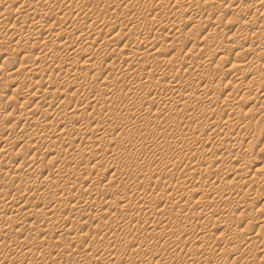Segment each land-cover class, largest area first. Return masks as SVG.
<instances>
[{
    "label": "rangeland",
    "instance_id": "rangeland-1",
    "mask_svg": "<svg viewBox=\"0 0 264 264\" xmlns=\"http://www.w3.org/2000/svg\"><path fill=\"white\" fill-rule=\"evenodd\" d=\"M16 1L7 6L0 4V6L2 5L0 9L6 11V14L0 17V26L5 25L9 28L19 23L20 17L16 14V10L20 6L25 9L30 1L64 4L66 11L68 10L71 15V22L72 20L76 21L79 17L91 18L92 21L83 31L87 34L98 29L102 19L118 20L125 25L122 29H102V35L107 39L119 34L121 40H118L119 42L112 41L113 45L119 46V50L98 49L96 59L91 61V63L99 62L95 69L97 75L102 78L109 77L111 84L108 89H96L90 86L91 75L85 70L86 53L83 51L79 61L71 66V71L62 77L52 76L50 71L43 75L41 73L29 75L33 77L32 84L37 85L35 91L40 96L38 100H31L30 109L40 100L47 102L52 99L59 101L66 98L62 93L65 90L59 86L61 83H71L75 77V71L81 72L79 81L83 82L84 87H88V91L93 90L98 93L101 98V100L89 102L82 92L74 94L69 91L67 97L69 105L80 108L88 105L86 113L88 116L105 111L104 99H107L106 102L112 105L113 115L117 112H133L139 97L143 100L146 97H153L158 103L146 108L143 111L146 114L131 124L113 121V115H111L112 120L109 123L111 128L108 129V135L99 136L102 137L100 143H86L81 140L82 131L73 135L75 143L73 142L70 146L66 143L68 140L62 142L63 136L56 134L52 137V131H45L43 137L36 140L37 142L35 141L33 150L21 141L14 142L13 145L11 143L12 149L2 151L3 155L0 154V178L4 176H7V179L8 177L12 178L27 169L24 177L18 180L22 183L17 181L15 187L7 188V192L0 186L4 197L6 195L8 201H12L13 197L14 201L22 200L19 198L22 193H25V189L22 190V188L27 182L29 183L27 180L30 179V181L34 180L35 187L33 189L31 187V190L27 191H32V194L38 189L37 192L40 193L39 197L42 202L45 200L53 202L57 200V197L52 185L36 187L40 185L41 177L48 176L53 181L64 179L67 174L65 167L75 164L71 158L74 153H84L85 158L90 159L97 154L101 143L104 144L109 138L119 135L123 128L128 129L132 147H142L145 155L141 158H130L131 146L113 144L111 149L115 148V152L124 158L123 162L117 164V160L109 159V163H107L108 159L105 158L103 168L101 166V169L108 170V177L112 176L110 181H113L115 185H119L121 188H130V190L134 188L135 192L126 206H121L122 193H116L104 208L93 211L97 216L93 215L95 217L90 216L89 218L81 216L83 219L80 222L83 225L80 224L79 229H73L74 231L64 229L60 232L58 230L65 225L64 221L74 217L77 210H73V216H70L69 209L60 207L56 210L47 209L50 212L46 213H42L41 207L28 214L24 210V213L17 216L18 218L14 216L12 218L9 214L6 218L0 215V220L4 221L2 223H7L8 226L10 223L15 224V227L13 226L7 232L0 234V251L6 246L9 247L11 243L22 245L26 241L34 242V249L40 252V255L38 257L37 255L31 256L27 251L13 253L11 256L14 258L13 260H16V264H204L198 258L190 260L191 253H196L197 257L201 256L205 251H209L215 242L220 241L222 232H228L231 241L229 240L230 242L223 245L224 250L230 253L226 257L228 260L214 254L212 256L214 262L217 264H264V203L255 205L253 200L246 197L245 194L246 189L251 186L254 189L261 188L263 190L264 178L259 183L251 182L255 169L243 168L236 171V166L230 160L225 161L221 168H216L209 157L210 152L213 151L230 157L246 153L251 162L259 163L258 172L262 171L261 173L264 174V72L249 87L247 80L244 82L240 79V71L237 69V67L244 70L251 68V61L258 55L264 54V0ZM222 1L225 2L223 8L214 12L207 10L211 3ZM251 3H256L260 9L256 14L249 13L247 10ZM191 10H194V14L188 16L187 13H190ZM47 14L48 12L43 11V16ZM200 18L201 23L197 21ZM37 20H40V17ZM51 22L57 25V30L53 31L55 34L64 29L68 30L70 26V23H64L56 14H51ZM161 23L165 26L164 29L158 28ZM132 25L137 26V32L130 31L129 27ZM36 26V29L25 28L24 30L29 33L44 31V28L39 24ZM72 28L75 30L74 27ZM74 30V38L68 41L70 49L75 48L76 42L74 43V41L79 35L77 32H81V30ZM138 33L146 34L150 37L149 39L157 38V43L151 50L152 54L145 58H142L145 41L139 39ZM54 38L53 35L40 38L36 40V44L33 43V39L29 41L25 39L19 43L17 49L38 53L37 51L41 52L52 44L51 48L54 53L60 55L64 49L60 42L64 38L52 43L51 40ZM2 51L8 59L6 64H0V70L1 67L16 70L18 62L10 56L11 50L2 48ZM219 51L227 53L218 59ZM35 52L33 54H36ZM213 53H216L214 62L207 59V55ZM58 63L55 61L47 65L55 67ZM22 73L18 72L17 75L22 77ZM208 76L211 77V80ZM205 80L208 81L205 82ZM5 81H3L0 92L4 90L12 96L0 97L1 106L7 107L5 113L0 114V119L2 118L0 122L3 121L2 123L7 124L8 127H14L16 130L21 127L31 128L30 121L15 120V115L22 110L23 99L20 95L22 89H15L11 85L9 77ZM39 81L42 82L38 83ZM26 83L25 87L27 88L31 82L27 81ZM50 85H53L54 92L46 94L45 90ZM173 87L178 89L176 98L170 93ZM190 98H193V102L186 104V100ZM170 103H176L178 107L171 111L168 109ZM53 105L52 103L50 107ZM45 112L37 111L30 115L39 117L43 116ZM49 112L58 114L61 113V110L55 105ZM71 119L74 123H80L84 116H76ZM91 131L92 129L89 128L84 135L92 136ZM237 131L240 132L237 133ZM196 132L199 134L198 137L194 136ZM111 133L114 135H110ZM228 133L235 134L226 137ZM2 138H0V143L4 144L6 138ZM54 138L64 143L58 144L62 146L59 148L61 151L59 157L52 153L47 156L48 149L44 146L55 140ZM42 141L44 145L40 144ZM51 156L55 159L53 160ZM33 157L42 166L36 165L37 168H35L36 166L29 163ZM71 160L72 162H70ZM145 162L152 165L155 178L160 177L157 183L154 182V179L150 181L143 178L142 166ZM27 164L32 166L30 165L29 168ZM84 164L76 165L78 169L72 176V181L77 183L73 186V190H70L73 191L75 201L81 202L84 198L83 192L89 190H93L95 193L93 195L99 199L111 196L112 192L108 186L103 188L92 186L86 191V188L79 190L80 185L82 186L84 183L83 176L95 175V171L87 166L85 168ZM196 166H201V169L199 172L193 173L192 168ZM207 167L212 168L206 170ZM210 171L212 172L210 173ZM147 185L150 188L147 189ZM145 190H148V193L143 195ZM27 191L25 195L30 194H27ZM184 192L189 193L191 200H189V205L197 212L203 210L199 205L200 201L203 203L213 202L214 204L201 216L197 213L185 216L173 212L165 222L167 224L166 235L149 233L147 228L154 223H152L154 220L145 219L144 213L139 209L137 203L143 198L149 199L150 196L164 198L165 194L179 195ZM2 193L0 197H3ZM239 200L242 202L239 203ZM227 205H230V210L225 211L224 208ZM51 210L53 211L51 212ZM223 210L224 212H222ZM131 216L135 219V223L140 221V226L143 225L145 229L127 233L122 223ZM220 216L228 219L229 223L220 225L218 221L214 220ZM109 219L119 221L120 225L101 236L100 226ZM248 221L249 224H247ZM37 223L40 227V234L37 233L39 236L35 242L32 240L33 235L30 232L31 226L37 225ZM48 223L50 224L46 225ZM50 225L54 227L49 228ZM16 227L30 232L22 235L23 237H18V228ZM201 230L208 235V241L205 244L199 242L194 236ZM178 240L181 241V245L176 248ZM237 242L243 244L238 250L235 249L238 245ZM139 243L143 245L140 252L130 255V249L138 246ZM175 251L180 255L178 260L175 259ZM113 252L115 256L111 255ZM110 256L114 257L110 258ZM152 256L153 260L150 259Z\"/></svg>",
    "mask_w": 264,
    "mask_h": 264
},
{
    "label": "bare ground",
    "instance_id": "bare-ground-1",
    "mask_svg": "<svg viewBox=\"0 0 264 264\" xmlns=\"http://www.w3.org/2000/svg\"><path fill=\"white\" fill-rule=\"evenodd\" d=\"M0 2H1L0 4H2L3 6H7L8 4H10V3L14 4L17 1L16 0H0ZM224 6H225L224 1L218 2V3H211L207 7V10L209 12H214V11H217V10L223 8ZM25 7L26 8L23 9V6L22 7L20 6L16 10V14L20 17L19 23H16L12 27H9V28L5 25L0 26V64H6L7 59H8L7 57L4 56L2 48L10 49L11 50L10 56L13 59L17 60V62H18V68L16 70H13L12 68H7V67H1V70H0V88L3 85V81H5V79L7 77H9L11 79V85H13L15 89H22V92L20 95H21L23 100H22V102L19 100L21 102L22 110L18 114H16V115L14 114L15 120H17V121H30L31 128L21 127L19 130H16L14 127H8L7 124L2 123L3 121L0 122V136L2 135L1 137L6 138V142L4 144L0 143V144H2L0 146V154H2L1 153L2 151L5 152L8 149H10L11 143L13 145L14 142L17 143V142L22 141V142H24L25 145L26 144L29 145L28 147L30 149H32V148L34 149V144H36V142H37L36 140H38V139L40 140V138L43 137L45 131H52V135H53L52 137H54V135H56V134L63 136V138L61 139L62 142H65L68 140L66 143L70 146H72L73 142L75 141L73 139V135L75 133L82 132V131H83L82 132L83 134L81 135V138H82L81 140H83L86 143H91V142H94V143L99 142L100 143V140L102 137H99V136H104L105 134L108 135V129L111 128V127H109L110 126L109 123L112 120V118H113V121L115 120L118 122H126V123L131 124L146 114V112H143L146 108L151 107V106L158 103V101L156 99H154L153 97H146L144 100L141 97H139V100L136 101L135 110L133 112H117L113 115L112 105L106 102L107 99H104L105 104H106L105 111H100V112H98L97 115L94 114L92 116L91 115L88 116V115H86L88 105L83 106V108L82 107L80 108L78 106L71 107L69 105V103L67 101L69 91H72L74 94H78V93L82 92L83 96L89 102L101 100V98H100V95L98 93L94 92L93 90L88 91V87H84L83 82L79 81L81 72L75 71V73H74L75 77L71 83H67V84L61 83L59 86V87H61V89L65 90L62 93L65 94L66 98H64L63 100L58 99L59 101L52 99V100H49L47 102L45 100H40L35 104V106L33 108L30 109V103L32 102L31 100H38L40 98V96L38 95V92L35 91L37 85L32 84L33 77H30L29 75L31 73H33L34 75L41 73L43 75V74H46L47 72L50 71L52 76L62 77L64 74H67L71 71V66H73L77 61H79V59L81 58V56H80L81 52H83V51H85V53H86V57L84 59L85 60L84 61L85 62V70H87L88 73L91 75L90 76V82H89L90 86L92 88H96V89H98V88L108 89L110 87V84H111V81L108 79L109 77L102 78L100 75H97L95 72V69H96V66L99 62L91 63V61L96 59V57H97L96 51L98 49H105L108 51L119 50V46L113 45L114 43L112 42V41L115 42V40H117V41L121 40V37L119 36V34H116L113 37L107 39L106 36L102 35V29L103 28H109L111 30L122 29L125 27V25H123L118 20L102 19L101 22L99 23L98 29H96L91 34H87V33H84L83 31L88 26V24L92 21L91 18H87V17L83 18L82 17L83 18L82 19L78 16L81 20L79 18H77L76 21L72 20V22H71V20H70L71 15L68 12V10L66 11V7L64 6V4H60V3L46 4V3H42L40 1H30V2H28V4ZM247 10L249 13L256 14L260 9L256 3H251L248 5ZM43 11L48 12V14L43 16ZM5 14H6V11H2L0 9V17H3ZM51 14L58 15L64 23H70L68 30L64 29V30L60 31L59 33L55 34V32H53V31L57 30V25L55 23L51 22ZM187 14H188V16H192L194 14V10H191L190 13H187ZM39 17H40V20H37ZM197 21L200 23L202 22L201 18L198 19ZM37 24H39L41 27H43L44 31L29 33V31L24 30L25 28L30 29V30L36 29ZM71 26L74 27L75 30L77 29L76 31L81 30V32H79V31L77 32L79 35L77 36V38L74 41V43L76 42V44H75V48H73V49H70L69 42H68L69 40L73 39L75 36V34L73 33L74 29ZM132 26L129 27L130 31L137 32V26L136 25L133 27ZM158 28L164 29L165 26L161 23L158 25ZM51 35H53L55 37L54 39L51 40L52 43H54L56 40H59L60 38H64V40L60 42V44H62L63 48H64L63 51L60 53V55H56L54 53V51L51 48L52 44H50L49 47H47V49L44 48V50H43L41 48L43 51H41V50H40L41 52L37 51L38 53H36L34 51L36 48L34 49L33 47H31L34 49V50L33 49L32 50L36 54H33L34 52H32L31 50L23 51L22 49H19V50L17 49V46L19 45V43L25 39L28 41L33 39L34 40L33 43L36 44L37 39L45 38V37H48ZM138 35H139V39H142L145 41V45H144V48L142 51V58H145V57L152 54L151 50L156 45L157 38L149 39L150 37H148L146 34H139L138 33ZM115 44H118V43H115ZM218 53L220 54V55H218V59H220L227 52L226 51H219ZM215 56H216V53L208 54L207 59L214 62L216 59ZM55 61L59 62L57 66L51 67V65H47L48 63L55 62ZM237 69H238V71H240V75H241L240 79L243 80L244 82L247 80V82H248L247 85L249 87H251V83L253 81H255L259 76H261L262 73L264 72V54L262 53V54L258 55L254 60L251 61V68L244 70V69H239L237 67ZM18 72H23L21 75L22 77H19L17 75ZM208 78H209V80H211L210 76H208ZM27 81H30L31 83L26 88L25 85L27 84L26 83ZM207 81L208 80H205V82H207ZM41 82L42 81H39L38 83H41ZM52 88H53V85H50L45 90V93L46 94L53 93L54 91ZM170 93L173 97L176 98L178 95V89L173 87L171 89ZM7 96L9 97L12 95L7 94V91L1 90L0 97H7ZM192 102H193V98L186 100V104L192 103ZM52 103L54 104L53 107L56 105L57 108L61 110V113L53 114V113L49 112L51 109H53V107H50L52 105ZM177 107H178V104H176V103L168 104V109L171 111L175 110ZM6 109H7V107H2L0 104V114L2 112L5 113ZM37 111H41V112L46 111V112L43 116L40 115L39 117H35L34 115H30V113L34 114ZM111 115H113L112 118H111ZM76 116H84V119L80 123H74L71 118H74ZM89 128L92 129V131H91L92 136H90V137L87 135H84V134H86V132ZM239 132L240 131H237V133H239ZM139 133H141V131H139ZM234 134L235 133H228V134H226V137H231ZM110 135H114V133H111ZM198 135L199 134L196 132L194 136L198 137ZM47 136L49 137V135H47ZM129 136H130V134L128 133V129L123 128L122 132L119 135L114 136V137L110 136L111 138H109L104 144L101 143L97 149V154L93 155L90 159H87V157L85 158L84 153L83 154L74 153L73 157H71V158L74 161L73 163H75V164L74 165L69 164L65 167L67 169L66 170L67 174H66V177L64 179L62 178L61 180L53 181L48 176L47 177L44 176L43 178L41 177L42 180L39 183L40 185H37L36 187L41 188V186H46V187H49L50 185H52V187L54 186L55 189L53 191L57 197V200H55L53 202L52 201H46V200L42 202L40 199L41 197H39L40 193L37 192L38 189L33 191L32 194H31L32 191L28 192L29 190H31V187H32V189H33V187H35L34 182H33L34 180L33 181L32 180L30 181V179L27 180V181H29V183L27 182L25 187L23 186L24 188H22V190L25 189V193L21 194V197H19V198H22V200L19 199V201H17V200L14 201L13 200L14 197H13L12 201H8L6 195L4 197V195H3L4 192L2 193V189H1L0 191L3 195V197H0V215L5 216V218H6V216L9 214L13 218V216L17 217L18 215H21L22 212L24 213V210H26V212H27L26 214H28L32 210L41 207L42 213L43 212L46 213V212H50V211H47V209L48 210L49 209L56 210L57 208L60 207V208H66L67 210L69 209L70 210V213H69L70 216H73V212H74L73 210H77L74 213V217H70L69 220L64 221L65 225L64 226L62 225L63 227L60 226L61 228H59V230H58L60 232L61 230H64V229L66 231H68V230L72 231L73 229H76V228L79 229V227H81L80 224H81L82 219H83V217L81 219V216H84V218H89L90 216L95 217L93 215L97 216V214H95L93 211L97 210L98 208H99V210H100V208H104L108 203L111 202L113 196L116 195V193H122L121 206H126L127 202L129 201L130 198H132V196L135 192L134 188H132L130 190V188L129 189L128 188H121L119 185H115V183L113 181H110L112 179L111 178L112 176L108 177V173H109L108 170L107 169L106 170L101 169V166L104 165V161L106 159H108V162L106 161L107 163H109V159L117 160L116 161L117 164H121L123 162L124 158L122 156H119L118 153L115 152V148L111 149V147L113 144H117L120 146H126V147L127 146L132 147V145L130 143ZM43 143L44 142L42 141L40 144H43ZM59 143H60V145L64 144V143H61V141H59V139L56 138L55 140L51 141V143H46L45 145L43 144L45 147H47L46 149H48L47 150L48 151L47 156H48V154L52 153V154H55L57 157H59V155L61 154V151L59 148L62 147V146L58 145ZM37 144H39V143H37ZM38 146L39 145H37L36 147H38ZM39 149H40V147H39ZM67 149L69 150V148H67ZM26 151H27V149H26ZM68 153H69V151H68ZM144 155H145V151L142 147L133 146L132 150H131V155L129 157L130 158H141ZM56 156H55V158H56ZM65 156H68V155H65ZM209 157H210L213 165L216 168H221L222 165L225 163V161L230 160L232 162V164H234L236 166L235 167L236 171H239L243 168L255 169V172L253 173V175L251 177V182L259 183L261 181V179L264 178V174L261 173L262 171L258 172L260 169L258 167L259 163L257 161L251 162L246 153L237 154V155H235V157H230V156H226L224 154H218L217 152L213 151V152H210ZM51 158L53 160L55 159L52 156H51ZM51 158L49 157V159H51ZM35 159L36 158L33 157L31 160H29L30 161L29 163H32L33 166H36V165L42 166ZM72 160L70 162H72ZM49 161H51V160H49ZM53 162H55V161H53ZM84 163H86L87 165H85ZM82 164L85 165L84 166L85 168L87 166V168H90L92 171H95V175L89 174V175L83 176L84 178L82 180L84 183L82 184V186L80 185L79 190H84V188H86L85 189V191H86L87 189H90V187H92V186L102 187V188L105 186L106 187L108 186L112 192V193H110V194H112L111 196H109V197L107 196V197H104L103 199H99L96 195H93V194H95L93 192V190H89V191L83 192L84 198L82 197L83 200L81 202H79V200L75 201V197L72 194L73 191L71 192L70 190H73V188H74L73 186H75V184H77V183L75 181H72V176H73V174L76 173V170L78 169L76 165H82ZM30 165L28 166V164H27V166L29 168H30ZM35 168H37V166ZM102 168H103V166H102ZM209 168H212V167H207L206 170H209ZM200 169H201V166H196V167L192 168V171H193V173H197L200 171ZM26 171H27V169L19 172L17 175L13 176L12 178L8 177V179H7V176H4L3 178L1 177L2 179L0 178V186L7 192V188L8 189L12 188L19 179L24 177ZM211 172L212 171H210V173ZM142 176L145 180L151 181L154 179L155 183H157L160 180V177L155 178L153 167L148 162H145L142 166ZM128 177H129V175H128ZM262 181H263V179H262ZM19 183H22V182H19ZM47 185H49V186H47ZM19 186H18V188H19ZM148 188H150L149 185H147V189ZM263 190H261V188L260 189H254L251 186L250 188L246 189L245 194H246V197H249L251 200H253V203H255V205H257L260 203H264V191ZM26 191L28 192L27 194H29V193L30 194L25 195ZM1 193H0V195H1ZM147 193H148V190H145L143 195H146ZM189 200H190V195L188 192H184V193H181L179 195L169 193V194H165L164 198H157L154 196H150L149 199L143 198L137 204L139 205L138 206L139 209L143 211L145 219L147 218L148 220H154V221H152V223L153 222L154 223L150 224L147 228V230H149V233H152V234L153 233L154 234L160 233V234L166 235L167 234V229H166L167 224L165 222L173 214V212H176L179 214H184L185 216H189L190 214L197 213L199 216H201L202 214H204V211L208 210L214 204L213 202L203 203L202 201H200L199 205H200V207H202L203 210L197 212L193 207H191L189 205V202L191 201V200L190 201ZM86 201H89V202H86ZM73 202H75V203H73ZM238 202L241 203L242 201L239 200ZM154 203L156 204L155 206L152 205ZM236 204H238V203H236ZM45 206H46V209H45ZM229 206L230 205H227L224 208V210L225 211L230 210ZM231 209H233V208H231ZM53 210H51V212ZM140 210H139V213H140ZM224 210L222 212H224ZM2 216H1V219H3ZM15 220H17V219H15ZM214 220L216 222L218 221L220 223V225L229 223V220L226 218L224 219L223 216L222 217L220 216L219 218H215ZM0 221H1L0 222V234L3 232H7L9 229H11V227H13L15 225L14 223H10V225L8 226L7 223H2L3 220H0ZM13 222H15V221H13ZM139 222L135 223V219L131 216L130 218L125 219V221L122 223V225L125 226V231L127 233H131L133 231H140L142 229H145V228H143V225L140 226ZM183 223H181V224H183ZM49 224L50 223H48L46 225H49ZM247 224H249V221L247 222ZM51 225H52V223H51ZM81 225H83V224H81ZM117 225H120L119 221H117V220H110L109 219V220L104 221L100 226V230L98 229L99 232H101L100 235L104 236L105 232L107 233V231H111V229H114L115 227H117ZM173 226H175V225H173ZM53 227L54 226H51L49 228H53ZM144 227H145V225H144ZM16 228H18V230H17L18 237H21L25 233L28 234V232H30V231L25 232V229H22L21 227L20 228L16 227ZM246 229H247V225H246ZM39 231H40V227H39L38 223H37V225L33 224L31 226V232H30V233H32L33 236L32 235H27V236H32L33 241L38 240L39 235L37 233H39ZM227 233L222 232L220 234V241L215 242L209 248L210 249L209 251H205L199 257H197L196 253H191V257L189 259L195 260L198 258L204 264H217V262H214L213 257H212L214 254L216 256L220 255V257H222V259L229 256L228 254H230V253H227L226 250H224V248H223L224 244L226 245V243L231 241L230 240L231 237L229 238L230 234H227ZM60 235H61V233H60ZM194 236L197 238V240L199 242H201L203 244L207 243V241H208V235L203 230L199 231V233L194 235ZM24 242H25V240H24ZM25 243H23L22 245L17 244V243H14V244L11 243V244H9L10 246L8 245L9 247L6 246L2 250L3 252L0 251V252H2V254L0 255V264H3V263H5V264L15 263L16 264V260H13L14 258H12V256H11L13 253H16V252L20 253L22 251L23 252L27 251V252H29L28 254L31 256L37 255V257H38L40 255V252H38L34 249V242H31V243L27 242V244H25ZM237 243H238V245L235 247L236 250H238L243 245L241 242H237ZM140 244H142V243H139L138 246H136V247H132L129 251V254L130 255L138 254L140 252L142 246H143ZM180 245H181V241L178 240L177 244L175 246L177 248ZM111 255L115 256L114 252ZM114 256H112V257L110 256V258H113ZM174 256H175V259H177V260L180 258V255L176 251H175ZM110 258H109V261H111ZM150 259L153 260L154 259L153 256L150 257ZM163 264H166V263H163Z\"/></svg>",
    "mask_w": 264,
    "mask_h": 264
}]
</instances>
